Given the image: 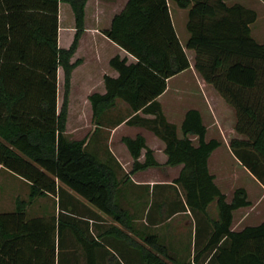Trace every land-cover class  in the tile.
Returning <instances> with one entry per match:
<instances>
[{"label": "trees", "instance_id": "16d2710c", "mask_svg": "<svg viewBox=\"0 0 264 264\" xmlns=\"http://www.w3.org/2000/svg\"><path fill=\"white\" fill-rule=\"evenodd\" d=\"M171 1L189 10L186 48L195 53L196 72L236 112L235 130L243 139L230 142L233 154L264 186V44L252 36L257 13L239 3L229 5L228 0ZM60 2L70 4L76 19L69 49L58 43ZM87 2L0 0V166L30 186L28 202L18 200L15 211L0 214V264H63L61 238L69 226L86 252L87 264H95V243L61 213L27 219L26 208L36 199L59 196L60 201L66 193L61 185L130 227L119 203L120 182L114 170L87 151L85 139L70 141L65 136L71 75L80 64L71 60L84 32ZM104 34L136 62L120 56L110 61L119 76H105L106 93L89 97L93 122L100 125L106 111L122 101L131 112L128 125L146 128L165 143V165L183 166L174 183L184 191V206L207 217L211 228L205 246L188 264H264V221L240 232L231 229L233 213L251 206L246 189H236L228 202L209 171V158L221 143L206 141L207 128L197 110L186 114L179 138L177 126L168 122L158 102L168 80L191 67L168 0H129ZM60 67L65 98L58 112ZM190 136L198 138L197 146ZM123 143L134 160L132 174L161 167L144 137H126ZM142 151L144 163L139 161ZM213 203L217 220L208 215ZM142 238L144 264H169L167 258L182 264L155 235Z\"/></svg>", "mask_w": 264, "mask_h": 264}, {"label": "crops", "instance_id": "0c3cea01", "mask_svg": "<svg viewBox=\"0 0 264 264\" xmlns=\"http://www.w3.org/2000/svg\"><path fill=\"white\" fill-rule=\"evenodd\" d=\"M128 1L88 0L86 3L84 32L71 60L72 63L79 60L80 64L74 68L71 75L68 120L65 136L70 141H81L85 139L87 151L96 157L99 162L108 165L114 170L120 182L119 203L121 209L127 215V222L130 227H125L123 224L116 222L112 217L105 215L63 185L61 186L66 191L62 197L64 201H55L56 210L43 209L42 212L31 213L33 205L40 202L36 201L37 199L31 202L26 208L28 220L53 216L58 217L61 213L65 220L75 225L78 230L86 233L90 241L95 243L93 249L95 264H144L139 246L144 245L142 237L144 236L143 228L146 221L154 225V229H161L162 224L165 222L177 223L185 220V227H188V244L192 252L197 247H204L211 233L207 217L200 213H193L186 205L184 206V194L181 188L174 183L179 177L183 166H166L168 157L165 154V143L146 128L127 124L131 112L126 103L117 101L114 108L106 111L100 125H95L93 122V111L89 97L95 93L102 95L106 93L105 76L112 78L119 76V73L111 67L110 61L114 57L120 56L121 58H127L129 63L136 62L133 56L109 40L104 34L111 28L113 18L125 9ZM237 3L234 2L233 4ZM174 4L173 1L168 0L176 34L185 49L191 67L168 80L167 90L158 98V102L161 104L168 122L177 126L179 138L183 137L181 127L186 114L190 110L200 112L204 125L207 128L206 141L217 140L221 143V146L212 153L208 161V168L210 173L215 177V184L227 196L228 202H231L235 190L239 188L246 189L249 201L251 202V206L241 208L233 213L231 229L234 232H240L246 227H257L264 221V186L242 166L231 150L230 142L233 139H243L235 130L237 122L236 112L196 72L194 68L195 53L192 56L190 51L193 50L186 48L189 36L185 35L182 39V36L178 32L179 19L187 9H181L179 7L176 9ZM76 32V19L72 7L68 3L60 2L59 47L69 49L74 42ZM61 69L63 70L62 67L58 70V89ZM189 72H192L191 76ZM189 77L190 79L193 78L201 89L204 105H196L195 108L189 106L183 109L180 112V118L176 122H173L166 112V105L171 103L174 107H178L183 102L188 93L187 85L190 83ZM182 81L184 86L180 85ZM73 91L87 96L84 98L85 110L82 108L76 113L77 130L75 135L71 136L68 131L72 117L70 95ZM121 110L127 113L129 111V113L122 118L120 117ZM58 112H60L59 102ZM140 115L147 119L154 118L151 115H144L142 113ZM87 117L90 118L89 123L84 121ZM139 135L145 138L147 146L153 151L154 157L161 167L148 168L132 174L134 160L128 148L123 143V138L135 139ZM190 139L195 146L198 145V138L196 136H190ZM139 161L140 163L145 162V151H142ZM215 164L221 165L218 170L215 169ZM229 165L232 166L234 178H239V173L241 170H244L253 187H233L229 194H226L223 191V181ZM8 172L0 166V178L3 184H6L11 189L17 185L22 186L24 184L22 183V179L18 180L14 178L12 173ZM25 186L27 189V185ZM55 197L59 200V196ZM44 198H50V196ZM2 200L3 197L0 195V208L9 206V211L13 212L20 198L16 197L14 201H8V203ZM211 210L214 211L215 217L211 215ZM51 212H55V214H50ZM208 214L212 216L210 217L212 220L218 219L219 214L216 210V203L209 206ZM69 227L61 238L60 253L63 258V264H87L86 252L81 244L78 243ZM171 232L173 242L181 239L176 228L172 229ZM171 250L176 253V246L171 247Z\"/></svg>", "mask_w": 264, "mask_h": 264}, {"label": "rangeland", "instance_id": "374dc122", "mask_svg": "<svg viewBox=\"0 0 264 264\" xmlns=\"http://www.w3.org/2000/svg\"><path fill=\"white\" fill-rule=\"evenodd\" d=\"M234 2H238V3H242L244 4L245 7L254 10L257 13V21L256 23L252 26V36L253 38L260 44H264V2H262L261 0H229V5L233 4ZM174 7H176V9H178L177 4H174ZM188 13L189 10L187 9V11L184 12V14L181 16H179V22H178V32L179 34L182 36V39L184 38L185 35L189 36V33L187 31V21H188ZM175 15H177L175 13ZM180 15V14H179ZM190 54L192 56H194V52L190 51ZM189 75H192V72H189ZM189 85L187 88V97L183 100V102L181 104L178 105V107H174L173 105H171V103H169V105H166V112L168 114V116L170 117V119L173 122H176L178 120V118H180V112L183 111V109L188 108L189 106H192V108H195V106L199 105H204V101L202 99V91L199 88V86L196 84L195 80L193 78L190 79L189 77ZM181 86H184L183 81L180 82ZM58 102H59V108L61 111V108L63 106L64 103V98H65V87H64V72L61 69L60 70V84H59V89H58ZM171 95V94H170ZM191 95V96H190ZM87 95L84 94H80L78 92L73 91L70 95V101H71V105H72V117L70 120V126H69V131L68 133L73 136L75 135V132L77 130L76 128V123H77V118H76V113L79 109H84L85 110V100L84 98H86ZM83 110V111H84ZM129 113V111H128ZM126 111L121 110L120 113V117H125L128 114ZM84 121H87L89 123L90 118L87 117L85 118ZM216 167L215 169L218 170L220 168L221 165L219 164H215ZM225 166V164H224ZM242 168V167H241ZM232 166L229 165V169L227 170V172L224 175V181H223V187H224V192L226 194H229V192L231 191V189L233 187H246V188H251L253 187L252 184L250 183V181L248 180V177L246 176L244 170H241V172L239 173V178H234L233 177V173H232ZM10 173V172H8ZM13 175V174H12ZM2 177V174H1ZM14 178L16 179H21L17 176L14 175ZM24 183L22 186L17 185L16 187H14L13 189L7 187L6 184H3L1 182V178H0V195H2L3 200L2 201H6L8 203V201H14L15 198L19 197L20 201H29V186L27 184V182H23ZM27 185V189L26 186ZM182 193L184 194L183 189L181 188ZM50 196V198H40L37 199L36 201H40L38 204H34L32 209H31V213L35 212H42L43 209L45 210H56V203L55 201H59L56 199L55 196ZM253 197H255V195H253ZM13 199V200H12ZM42 201V202H41ZM60 201H64L63 199H61ZM14 206V203H13ZM48 208V209H47ZM10 207L7 206L6 208H0V214L1 213H8L10 212ZM216 210L217 209V205H216ZM56 212V211H55ZM55 212H51L50 214H55ZM57 213V212H56ZM211 215L213 217H215V213L213 210L210 211ZM210 215V214H208ZM209 216V217H212ZM215 220V219H214ZM154 225H152L151 223H149V221H146L144 224V228H143V234L145 235H155L156 237H158L159 242L161 244H163L165 247H167V249L169 250L170 253V257H174L177 258V260L182 263V264H188V263H192L194 261V258L197 256V254L202 250V248H196V250H194V252H192L190 250V246L188 244V240H189V235H188V227H185V220H183L182 222H165L162 224V228L159 230L158 228L153 227ZM171 228V229H170ZM177 229V233L180 235V238L182 239H178V241L173 242L172 241V229ZM72 239V238H71ZM72 242V240H71ZM111 245H113V243H111ZM114 246V245H113ZM145 246L149 249L153 250L152 246H149L145 243ZM175 247L177 249V252L174 253L171 250V247ZM211 256V254H208L207 256H205V261L207 262L209 257ZM167 262L171 263V260L169 258L166 259Z\"/></svg>", "mask_w": 264, "mask_h": 264}]
</instances>
